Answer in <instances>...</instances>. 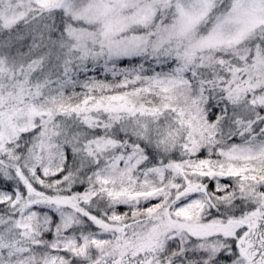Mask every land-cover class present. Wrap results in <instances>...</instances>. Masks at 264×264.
Instances as JSON below:
<instances>
[{
  "label": "snow or ice",
  "instance_id": "1",
  "mask_svg": "<svg viewBox=\"0 0 264 264\" xmlns=\"http://www.w3.org/2000/svg\"><path fill=\"white\" fill-rule=\"evenodd\" d=\"M0 264H264V0H0Z\"/></svg>",
  "mask_w": 264,
  "mask_h": 264
}]
</instances>
